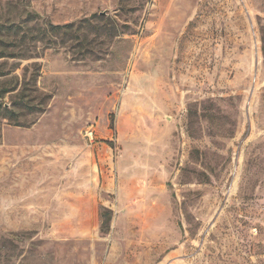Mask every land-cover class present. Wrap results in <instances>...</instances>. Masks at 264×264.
Segmentation results:
<instances>
[{"label":"rangeland","instance_id":"obj_1","mask_svg":"<svg viewBox=\"0 0 264 264\" xmlns=\"http://www.w3.org/2000/svg\"><path fill=\"white\" fill-rule=\"evenodd\" d=\"M0 264H264V0H0Z\"/></svg>","mask_w":264,"mask_h":264},{"label":"trees","instance_id":"obj_2","mask_svg":"<svg viewBox=\"0 0 264 264\" xmlns=\"http://www.w3.org/2000/svg\"><path fill=\"white\" fill-rule=\"evenodd\" d=\"M50 27H51L52 30H58V29H61V28H66L67 29L66 30V34H69L70 36H74V34H75V31H74L73 27L70 24H66V25H52L51 24ZM26 106L27 107H32V108L35 107V105H31L28 102H26ZM111 145H112V143H111Z\"/></svg>","mask_w":264,"mask_h":264},{"label":"built area","instance_id":"obj_3","mask_svg":"<svg viewBox=\"0 0 264 264\" xmlns=\"http://www.w3.org/2000/svg\"><path fill=\"white\" fill-rule=\"evenodd\" d=\"M87 135L90 136L91 138L93 137V131L90 130V131H87Z\"/></svg>","mask_w":264,"mask_h":264}]
</instances>
